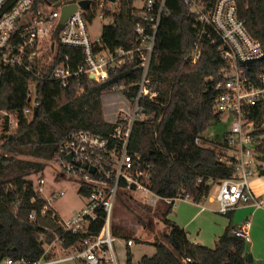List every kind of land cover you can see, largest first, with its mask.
Masks as SVG:
<instances>
[{
  "label": "built area",
  "instance_id": "obj_1",
  "mask_svg": "<svg viewBox=\"0 0 264 264\" xmlns=\"http://www.w3.org/2000/svg\"><path fill=\"white\" fill-rule=\"evenodd\" d=\"M87 1L88 7L81 5ZM120 1L110 0H0V89L6 70L23 71L30 77L27 103L21 113L0 110L1 128L8 123L3 134L12 136L17 130L22 115L34 119L39 109L37 97L41 82H57L69 87L75 80L87 77L93 83L105 82L112 73L122 70L126 64H134L142 75L133 85H122L120 90L137 87L130 98L133 111L122 113L112 134L81 131L72 134L54 154L52 164L60 171L56 181L79 182L78 193L86 204L83 210L68 220H62L52 204L65 196V192H53L45 198L47 205L41 215L53 212L59 217V225L65 233L80 237L79 243L64 248L59 237L45 242L42 257L30 262L25 259L7 258L0 264H51L59 261H75L78 264H117L112 219L118 199L129 196L149 208L175 206L181 200H190L178 195L162 198L151 189L153 166L139 153L129 149L136 121L148 119L140 103L144 98L154 100L150 76L155 53L156 36L162 18L167 15V0H142L143 6L135 25L136 38L127 47L111 50L104 45L102 37H93L91 26L96 18L113 22L120 10ZM140 1V0H139ZM138 2V1H137ZM188 14L194 18L195 34L193 64L202 55L205 46H211L221 56L224 67L216 85L213 111L220 122L228 125L222 133L224 155L222 164L232 168V175L224 180L210 181V193L203 202L218 205V212L228 216L237 208L253 205L264 206L250 188L253 177L264 168V47L249 33L246 22L239 18L237 0H183ZM77 6L63 27L60 22L63 9ZM107 24V25H108ZM60 47L80 49L84 63L75 68L69 56L59 53ZM70 158V159H69ZM45 177L38 176V194H42ZM80 190L83 194H80ZM194 202V201H193ZM36 219V212L30 220ZM230 233L251 243L250 222L231 229ZM64 254L56 258L57 248ZM135 245L131 238L126 246ZM52 256V257H49ZM191 260H188L190 262Z\"/></svg>",
  "mask_w": 264,
  "mask_h": 264
},
{
  "label": "trees",
  "instance_id": "obj_2",
  "mask_svg": "<svg viewBox=\"0 0 264 264\" xmlns=\"http://www.w3.org/2000/svg\"><path fill=\"white\" fill-rule=\"evenodd\" d=\"M137 1L121 0L119 12L108 14L113 22L105 25L101 34L107 48L127 47L135 40L140 11L133 6ZM166 6L168 13L160 23L150 70L152 91L157 96L154 100H141L140 106L148 119L135 122L129 149L152 164L151 189L155 194L162 198L181 195L202 203L210 193V181L232 175V168L219 161L222 156L219 152L225 148L222 136L213 140L214 148L199 144L210 124L220 122L213 104L224 62L216 49L208 45L193 64L194 18L188 14L183 0H167ZM237 7L249 33L264 47V0H237ZM59 53L69 56L75 68L84 63L80 49L60 47ZM141 75L137 65L126 64L103 83H93L87 77L73 81L69 87L57 82L40 83L36 118L28 120L21 115L15 134H2L0 138L4 152L0 154V262L7 258L35 262L42 257L45 242L51 243L56 237L62 240L64 248L79 243L81 238L65 233L53 212L41 215L47 201L27 178L45 177L46 167L38 160L51 161L72 134L81 131L112 134L116 125L104 121L102 98L108 90L135 84ZM29 84L30 77L25 72L6 70L0 89V110L21 113L27 103ZM136 93V86L125 90L128 98ZM2 129L8 130L7 122ZM19 156L36 161L18 159ZM260 175L264 176V168ZM80 194L84 195L82 190ZM172 209L173 206H166L162 213V221L169 228L166 243L153 242L156 253L152 257L144 256L140 264H237L239 261L253 264L248 260V244L233 236L231 230L221 237L216 249L190 242L186 232L168 219ZM33 212L36 219L31 221ZM41 234L46 236L45 242L40 240ZM113 234L126 242L131 239L130 234L116 225ZM132 260L128 251L127 264H132Z\"/></svg>",
  "mask_w": 264,
  "mask_h": 264
},
{
  "label": "rangeland",
  "instance_id": "obj_3",
  "mask_svg": "<svg viewBox=\"0 0 264 264\" xmlns=\"http://www.w3.org/2000/svg\"><path fill=\"white\" fill-rule=\"evenodd\" d=\"M138 8L143 6V1L140 0L135 3ZM108 24V20L96 18L91 26V34L93 37H100L103 27ZM103 119L107 123L116 124L122 113L131 114L133 111V105L130 98L125 94V90L114 88L108 90L102 98ZM228 128V125L219 122L217 124H210L206 132L203 134L202 144L204 147L214 148L213 140L218 136H222V133ZM15 134L16 129L11 131ZM3 131L0 126V138ZM2 142L0 140V154H3L1 150ZM219 154L225 153L220 151ZM18 159H25L29 161H36L32 157H17ZM45 165V185L42 188L41 197L49 198L50 194L57 191H64L66 194L64 197L59 198L52 204L54 211L60 216L62 220H68L76 215L79 211L83 210L86 201L79 195V182L75 179V182H69L66 180L56 181L58 167L52 164V161H41ZM256 177V176H255ZM254 178V177H253ZM32 181L34 187L38 190L37 180L38 175H31L27 178ZM44 198V199H45ZM165 206H159L157 208H149L144 203L129 196H123L118 199L117 206L115 208L112 225L119 226L123 231L130 234L136 244V238H138L143 244L150 245H137L133 252L145 251L149 253L154 249L153 242L166 243L165 236L169 233V228L162 221V213ZM151 223V226L148 224ZM136 237V238H135ZM137 239V240H138ZM126 246V240L118 238L115 242V255L117 264H127L126 252L124 248ZM134 264H136L134 262Z\"/></svg>",
  "mask_w": 264,
  "mask_h": 264
},
{
  "label": "crops",
  "instance_id": "obj_4",
  "mask_svg": "<svg viewBox=\"0 0 264 264\" xmlns=\"http://www.w3.org/2000/svg\"><path fill=\"white\" fill-rule=\"evenodd\" d=\"M250 188L256 197L264 201V176L259 175L252 178ZM168 219L186 232L190 242L211 249H216L219 246L221 237L228 230L249 221L251 243L247 245V252L252 256L253 264H264V206L257 208L253 205H244L234 210L230 215L225 216L218 212V205L209 200L202 203L181 200L176 202ZM137 245L146 244H138L136 241L134 246H125L124 248L126 257L127 252H131L133 256L132 264L134 262L140 264L144 256L152 257L156 253L155 248L149 253L145 251L135 253L133 249ZM56 248L58 250L56 258L64 257L59 246L56 245ZM51 264L78 263L75 261H59Z\"/></svg>",
  "mask_w": 264,
  "mask_h": 264
},
{
  "label": "water",
  "instance_id": "obj_5",
  "mask_svg": "<svg viewBox=\"0 0 264 264\" xmlns=\"http://www.w3.org/2000/svg\"><path fill=\"white\" fill-rule=\"evenodd\" d=\"M110 1L113 2V3L116 2V0H110ZM88 4L89 3L87 1H83L81 3V5L83 7H85V8L88 7ZM76 9H77V6H75V5L68 6V7H65L63 9V16H62V19H61V22H60L61 27L64 26V24L66 23L67 19L70 17L71 14H73L76 11ZM37 87H39V85ZM37 114H38V109H36L35 112H34V119L36 118ZM248 260H249V262H252V256L251 255L248 256ZM226 264H230V263H226ZM237 264H242V262L239 261V262H237Z\"/></svg>",
  "mask_w": 264,
  "mask_h": 264
}]
</instances>
